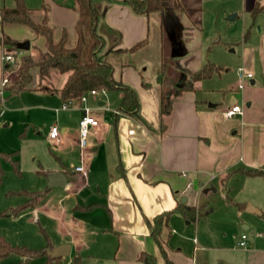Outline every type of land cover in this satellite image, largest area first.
Wrapping results in <instances>:
<instances>
[{
    "label": "crops",
    "instance_id": "0c3cea01",
    "mask_svg": "<svg viewBox=\"0 0 264 264\" xmlns=\"http://www.w3.org/2000/svg\"><path fill=\"white\" fill-rule=\"evenodd\" d=\"M256 4L264 8V4L258 1ZM72 5L70 0H44L35 8L34 20L41 21L46 13L58 38L60 30L71 31L77 19ZM153 13H158L160 23L161 14ZM258 16L259 35L243 46L238 67L251 72L252 78L245 79L241 88L235 77L234 82H223L221 87L214 88L216 92L209 96L202 95L198 94L201 79L194 82L193 89L175 96L170 113L161 117L162 86L180 87L201 68L173 83H163L158 74V83L151 84L130 61H121L116 66L109 61L114 77L135 90L136 115L115 113L122 98L119 91L112 96L104 90L96 91L103 92L98 102L100 108L94 107L92 99L72 101L67 109H75L73 119H59L57 124L50 125L58 126L57 138H49L48 131L43 140H27L33 144L51 143L55 153L18 154L15 150L18 165L20 159L22 167L45 177L47 191L61 187H48L47 175L38 170L48 174L61 172L65 177L62 187L67 193L61 198L66 201L64 208L71 209L64 236L69 233L71 238H62L54 245H49L47 239L46 249L60 244H68L70 248L67 258L61 257L52 264L61 261L70 264L75 255L81 261V250L91 252V256L104 261L102 264H149L143 259L144 254L152 256L154 264H164L165 259L172 264H264V222L256 218L264 217V206L253 197L254 190L248 189L253 195L240 196L247 187L253 188L255 181L264 179V175L248 176L236 171L264 172V9ZM104 24L120 34L117 48L123 51L117 54L131 56L143 46L133 52L128 51L130 47L148 40L149 14H136L121 1L111 3ZM19 28L10 30L6 36L16 42L28 40L29 49L32 46L29 55L36 58L46 49L44 38L22 25ZM18 51L21 54L27 50L16 47L15 52ZM5 65L8 64L3 63L0 54V102L9 97L7 88L11 79L5 75ZM7 78L8 83H4ZM63 81L62 76L54 87L59 89ZM44 92L59 97L61 104L64 102L56 90ZM232 105L241 106L242 113L224 116ZM86 110L98 120V125L90 128L87 146L81 154L78 122ZM27 157L31 158L28 164ZM81 163L84 173L74 170ZM203 206L209 211L198 217ZM42 208L46 210L45 206ZM184 208H194L196 216L187 218L182 212ZM165 211L171 212L158 245L150 235L149 224ZM33 212L36 213L35 208ZM54 212L47 210V214ZM228 229L230 239L225 243L218 232L227 234ZM241 234L246 235L244 246L238 244ZM73 251L75 255L70 258Z\"/></svg>",
    "mask_w": 264,
    "mask_h": 264
},
{
    "label": "rangeland",
    "instance_id": "374dc122",
    "mask_svg": "<svg viewBox=\"0 0 264 264\" xmlns=\"http://www.w3.org/2000/svg\"><path fill=\"white\" fill-rule=\"evenodd\" d=\"M23 1L27 7L35 9L40 7L44 0ZM56 1L59 2V0ZM70 1L73 3V0ZM180 1L183 9L166 11L161 16L160 23L158 13H149L148 40L135 54L130 56L107 51V44L99 54H103V57L115 66L121 61H130L142 73L144 80L151 84L158 83L156 77L158 74L162 76L163 83H173L189 76L190 72L197 71L206 63L212 64L218 67L219 71L201 80L202 87L198 94L202 95L209 96L212 92H216L215 89L221 87L223 82H234L235 77L239 81L236 70L241 66L243 46L249 41H255L259 35L260 16L258 14L261 11L254 17L251 10L255 2L264 4V0ZM14 5L15 0H0V8ZM231 13H235L236 17L233 20H227L226 17ZM10 30H20L19 25H0V34L8 35ZM31 48L19 55L20 51L16 53L15 46L0 45V54L2 55L3 50H10V53L14 54L15 60L9 64L13 72L21 57L32 52ZM176 53L179 55L177 56ZM32 74V85L35 86H57L62 78V75L55 73L49 80H40L35 68ZM5 75L10 77L13 74L7 72ZM211 89L214 90L211 91ZM107 92L105 94L111 96L116 94L114 91ZM102 97L103 92H97L96 95L86 94L81 102L92 99L94 107L100 108L98 102ZM0 109L2 110L0 113V152L7 153L17 150L18 154L21 152L28 154L30 151L36 154L55 153V147L51 143L35 141L33 144L27 140L29 138L43 140L52 123L57 124L59 119L63 118L72 120L75 110L72 108L60 110L59 97L41 90H22L3 98L0 102ZM108 112H104V115ZM29 160L31 158L27 159V164ZM18 166L19 172H16L11 162L0 155L2 172L0 175V235L14 246H25L32 249L47 247V239L49 245H54V243H60L62 238H71L69 233L64 236L69 218L67 213H70L71 208H64L66 201L61 197L67 191L63 187L45 191L46 183L43 175L22 167L20 159ZM252 187L254 189L250 187L244 189V193L240 196L253 195L256 191L253 197H256V201L264 206V179L255 181ZM248 189L254 192L251 193ZM43 190L44 192L37 199L36 206L25 205L28 197L23 191ZM217 197L218 195H215V199ZM19 206L23 207L12 212ZM42 206H45L46 210ZM33 208L36 209V213L33 212ZM48 209L55 211L54 214H47ZM62 209H65V213H62ZM10 211L12 213L8 214ZM72 215L74 217L73 213ZM256 218L264 222V217L257 216ZM230 231L231 229H228L227 234L218 232L225 243H229ZM246 233L249 234V231L246 230ZM73 255L75 251L71 253L70 258ZM80 255L82 258L77 264L104 263L103 260L91 256L89 251L81 250ZM45 262V256L27 258L16 253L0 258V264H44ZM62 262L66 261H61L59 264H63Z\"/></svg>",
    "mask_w": 264,
    "mask_h": 264
},
{
    "label": "trees",
    "instance_id": "16d2710c",
    "mask_svg": "<svg viewBox=\"0 0 264 264\" xmlns=\"http://www.w3.org/2000/svg\"><path fill=\"white\" fill-rule=\"evenodd\" d=\"M115 1L127 4L134 13L141 15L159 12L162 16L166 11H180L183 8L180 0H73L72 6L77 12V19L71 31L67 28H62L58 38H56L55 29L48 22L46 13L41 21H35L34 14L37 10L27 7L23 0H15V5L12 7H1L0 25H22L36 36H42L46 46V49L39 52L36 58L29 54L22 56L13 72L9 64L5 65L4 70L9 74H13L10 76L11 82L7 88V96L32 88L50 92L56 90L62 101L71 100L74 102L80 101V98L91 90L119 91L122 94V98L117 111L130 116L136 115L138 111V99L135 90L121 79L115 78L112 64L103 57V54H99L106 44L107 51L114 53L123 51V49L117 48L120 43V34L104 24L106 11L111 3ZM42 9L45 10L46 7L42 6ZM263 9L262 6L256 4L251 10L252 16L255 17ZM16 43L15 40L1 34V45L15 46L16 48ZM145 43L146 40L140 41L130 47L128 51H136L144 46ZM34 68L37 70L40 80L43 81L49 80L55 73L62 75L64 81L61 87L56 89L50 85L32 86V70ZM218 71V67L207 63L194 73L188 82L182 83L180 87L170 88L162 86L160 94L161 117L170 113L175 96L179 95L183 90L193 89L194 82L209 78ZM8 80L9 78H7V83ZM0 155L10 161L13 169L19 172L18 160L16 158L17 151L10 153L0 152ZM236 171L248 176L264 175V172L259 170L246 169ZM1 173L0 169V175ZM38 173L44 175L50 174L42 169L38 170ZM47 189L45 188L44 190L46 191ZM44 190L34 192L23 191L28 197L25 205H34ZM23 206L15 208L12 212L20 210ZM208 211L209 209L203 206L201 210L199 209L197 215L198 217L205 216ZM170 212L165 211L158 214L149 224L150 235L158 245H161V231L167 225ZM182 212L187 218L196 216L194 208H184ZM45 250L46 247L32 249L25 246H14L0 235V258L10 253H16L27 258L45 256L46 262L44 264H52L60 259L51 258L46 255ZM143 259L149 264H154V259L150 255L144 254ZM79 261L80 256L75 255L70 264H77ZM164 264L172 263L165 259Z\"/></svg>",
    "mask_w": 264,
    "mask_h": 264
},
{
    "label": "built area",
    "instance_id": "2783aa9c",
    "mask_svg": "<svg viewBox=\"0 0 264 264\" xmlns=\"http://www.w3.org/2000/svg\"><path fill=\"white\" fill-rule=\"evenodd\" d=\"M20 55V52H19ZM15 60L14 54L10 53V50L8 51H4L2 52V61L4 64H10L13 63ZM237 76L240 80L239 83V87L241 88L242 82L245 79H251L252 78V73L245 71L243 68H238L237 69ZM7 81V79H4V83ZM90 94H95L96 91L91 90L89 91ZM85 96L83 95L80 99L84 100ZM72 104L71 100H67L64 101L61 104V109H67L70 105ZM119 111H115V113H118ZM242 113V108L239 105H232L230 107H228L225 111H224V116L226 117H231V116H235L238 114ZM98 125V120L90 115L89 113H87V110L83 113V115L80 117L79 122H78V145L81 149V154L83 153L84 148L87 146V141H86V137L90 131L91 127H95ZM59 134V128L57 125L53 124L52 126H50L49 129V138L51 139H55L58 137ZM74 170L77 172H82L84 173V166L83 163H81L78 166L74 167ZM245 239H246V235L245 234H241L240 236V240L238 241V244L240 246H244L245 245Z\"/></svg>",
    "mask_w": 264,
    "mask_h": 264
},
{
    "label": "water",
    "instance_id": "95a60500",
    "mask_svg": "<svg viewBox=\"0 0 264 264\" xmlns=\"http://www.w3.org/2000/svg\"><path fill=\"white\" fill-rule=\"evenodd\" d=\"M236 17L235 13L229 14L226 19L233 20ZM16 47L21 50H28L29 49V41H20L16 43ZM179 86V85H177ZM65 177L64 174L61 172H53L47 175V185L52 187H62L65 184ZM256 213H260L259 210L255 211ZM70 246L68 244H60L57 246H53L50 249H46V255L50 256L51 258H61L68 256Z\"/></svg>",
    "mask_w": 264,
    "mask_h": 264
}]
</instances>
